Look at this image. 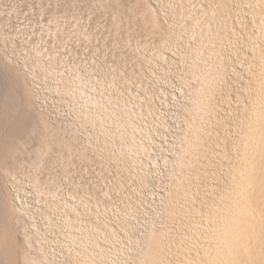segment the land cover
Here are the masks:
<instances>
[{"label": "rangeland", "instance_id": "374dc122", "mask_svg": "<svg viewBox=\"0 0 264 264\" xmlns=\"http://www.w3.org/2000/svg\"><path fill=\"white\" fill-rule=\"evenodd\" d=\"M176 1L0 0V264H27L23 254L35 255L43 245L45 264H78L82 250L91 264H141L154 243L165 255L159 264L208 263L203 243H213L211 226L236 190L257 60L245 42L258 28L246 10L243 27L232 17V48L225 44L222 51L226 75L204 88L203 109L193 110L200 83L186 59L194 38L165 39L161 56L144 49V10L173 26ZM50 53L61 75L39 65ZM104 65L122 72L117 87L93 79ZM129 117L135 136L124 128ZM197 126L202 139L198 157L190 158L181 150ZM22 165L55 175L53 190L61 196L37 190L18 172ZM73 188L79 196H69ZM18 212L38 237L30 250Z\"/></svg>", "mask_w": 264, "mask_h": 264}, {"label": "bare ground", "instance_id": "6f19581e", "mask_svg": "<svg viewBox=\"0 0 264 264\" xmlns=\"http://www.w3.org/2000/svg\"><path fill=\"white\" fill-rule=\"evenodd\" d=\"M131 1H133V0H131ZM243 2L244 3L232 5V3H230V0H177L176 1L177 7H176L175 12H176L178 21L176 24L172 23V24H174L173 26L168 25V23L164 25V23H162V20L160 21V19L158 17L159 15L154 13V11H151L148 7L143 12V15H144L143 22L145 23L144 26L148 31V34L143 33V36L146 38V40H149V42L146 41V43H145L146 47L144 46L145 47L144 49H146V51L147 50L151 51V53H149L148 56H151L152 54H154L155 56H159V55L161 56V54L163 53L162 51L164 49L163 47H165V45H164L165 44L164 41H166L165 39H168V38L172 39L173 37H175L174 39L176 40V39H179L182 37L184 38V37H188V36H191V38L192 37L194 38V42L192 41L193 45H191V49L189 50V55H187V59H186V61H188V64L191 65L190 70H192V72H193V74H192L193 78L197 77L195 79H198L199 83H200L198 86V89H196L197 90L195 92L196 95L194 94L196 96V102L194 100H193L194 102H192V103H195L193 110L194 109H196V110H202L203 109L202 105L205 104L204 99H205V97H207V92L210 91L209 89H213L215 87V85L218 82H220L222 79H224V76L226 75L225 73H226L227 69L225 68L226 66L223 65L224 60L222 61V55H223L222 51L225 47L224 46L225 44L229 45V47L232 48V45H231L232 42H231L230 38L233 37L234 34H236L235 30H234L235 28L233 27V23H232L233 18H234L233 16H235V18H236L238 28L240 26L243 27L244 22H242L240 20V17H241L242 12L245 10L247 11V14L248 13L250 14L249 15L250 17H253L254 20L257 21L256 27L258 28V33L251 35L250 33H252V31H254L252 29V31L250 33H248L249 34L248 40H246V42H245L246 47L250 50V51L249 50L248 51L251 53V58L254 59V57H256L257 60H256V63L255 64L253 63V65H251V67H250V69L254 70V73H255L253 76L254 78L252 77V79H253L252 83H253V87H254L253 88L254 89L253 90L254 91L253 92L254 97H253V100H251V102L249 103V105L247 107L248 117L244 118L245 120L244 119L242 120V121H245V123H246V132L244 133L243 139H242L243 145L237 154L238 159H239V164H238L239 170H238V175L235 179V184L233 183L235 186L234 189H236V190H233L230 194L231 196H228L227 204L223 207V209L219 213L216 223H214V225L211 226V228L214 227L212 229V231L214 230V238H213L214 241H213V243L210 244L208 241H207L208 244L203 243L202 248L204 250L203 253L207 257V262H208L207 264H264V0H245ZM171 4L172 3H170V5ZM171 7L174 8L175 5H174V7L173 6H171ZM121 9H124V8H121ZM127 9L130 10L131 12L133 10L132 7H128ZM124 22H125V20H124ZM167 22H168V20H167ZM245 28L246 27L244 25L243 29L246 31ZM249 30H251V29H249ZM139 32H137V33L138 34L141 33L140 35H142V30L140 33ZM245 33H247V32H244V34ZM250 37H253V38H250ZM246 38H247V36H246ZM150 41H152V45H151ZM176 42L178 43V41H175V43ZM143 45H144V43H143ZM170 49H171V47H170ZM248 57H250V56H248ZM251 58H248V59H250L249 61H251ZM57 62L58 61H56V58L54 57L53 53L52 54L50 53V57L48 58V60L47 61H41L40 60L39 65L46 67L48 71H51L55 74V73H59V68L55 69V68L59 67ZM78 62H80V61H78ZM80 64H81V62H80ZM145 65H147V64H145ZM245 66H247V64ZM114 67L115 66L104 65L100 69L101 71L98 70V71H100L99 73H97V74L92 73L93 79H96L98 81V84H100V85L114 84L117 87V84H116L117 83V76L116 75L118 74L119 71L118 72L115 71L118 69H116ZM54 69L56 71L57 70L58 71L55 72ZM96 69H98V68H96ZM182 71H184V70H182ZM251 73H252V71H251ZM120 74H122V72L119 73L118 75H120ZM77 76H78V73H77ZM75 81H79V78L76 79ZM220 83H222V82H220ZM145 86H146V84H145ZM246 87H247V85H246ZM250 87H251V85H250ZM250 87H248V88H250ZM204 88H207L209 91H205ZM115 89H117V88H115ZM248 90H251V88ZM145 92H148V91H145ZM246 95H248V94H246ZM145 98H146V96H145ZM88 100L90 101V99H86V102ZM83 101H85V100H83ZM123 105H124V103H123ZM126 109L127 108L124 107V108H122L121 111H125ZM207 110H208L207 112L211 114L212 109L209 108ZM242 110H243V108H242ZM117 112H118V110H117ZM191 112H192V110H191ZM212 120H213V118H212ZM116 122L120 123V120L116 119ZM208 123H209V120H208ZM208 123H207V125H208ZM135 126L136 125H135V122H134L132 117H129V119H125L124 128H125V130H128V132L131 136H135V134L133 135V133L136 132V130L134 131ZM203 126H204V124H203ZM189 133L191 135L189 138H186L187 142L184 144L185 145L184 150L182 148L181 151L182 152L184 151L191 158V157L197 156L198 147L201 143L202 138L200 137V130H199L198 126L194 127V128L191 127V130ZM102 136H103V134H102ZM133 144H136L138 147H141V149L143 147L142 143L134 142ZM68 151L70 153L74 154V152H72L69 147H68ZM234 151L236 153V150H234ZM79 155L82 156L83 153H80ZM182 155H185V154L183 153ZM63 161H61V162H63ZM181 162L183 164V161H181ZM181 162H180V164H181ZM60 166H61V163H60ZM19 167L20 168L18 169V172L21 174L27 175V177H29L28 179L30 181H32V183L35 184V186L37 187V190H39V191L41 190L45 193H48V195H50V193H52L51 195L53 196V193H55V190H53V189H55L54 184H53L55 182L54 181L55 175L46 176V175H43L44 172L42 175H39V174H37L39 171L37 172L36 170H40V169H38L37 167H34V166H30V165H27V166L22 165ZM177 172H179V171H177ZM14 173H16V172H13L12 175H15ZM232 173H234V172H232ZM45 174H46V172H45ZM179 175L182 176L183 174H179ZM188 176H190V175H188ZM185 177H186V175H185ZM177 178L179 179L180 177H177ZM192 179H193V177H192ZM182 180H183V177H182ZM188 180H190V177ZM176 181H178V180H176ZM180 181H181V179L179 180V182ZM52 184H53V186H52ZM51 186L54 188H51ZM178 188H180V187H178ZM178 188H177V191H178ZM73 189L69 190V194H70V195L68 194L69 196H71V193H72L73 197L75 196L74 194H76L75 197H77L82 192V191H80L81 186H80V189L79 188H73ZM182 192H181V194H182ZM187 192H189L188 189H187ZM58 193L59 192H57V194L55 193V195H58L57 197L61 196L60 195L61 193H59V194ZM11 194H10L11 195L10 196L11 197V204L15 206L16 204L19 203V199L16 198V196H17L16 192L13 191V193H11ZM187 196H188V193H187ZM57 197H54V199H53L52 205H54V206H57V204H59L60 200H58ZM50 198H52V197H50ZM50 202H51V200H50ZM50 202H49V204H50ZM75 202H76V200H75ZM98 203H99V201L97 199L96 204L98 205ZM176 208H177V206H176ZM18 213H17L18 226L20 227L21 231L24 233V237H22L23 244H25L30 250L31 242H32V240L35 239V237H37V235L35 236L34 231H32V230L28 231L25 228L26 226L23 223V218H22L21 214L20 213L18 214ZM209 229H210V225H209ZM200 230H202V229H200ZM197 232H199V231H197ZM207 233H209V232H207ZM206 238H208V237H206ZM39 239H41V238H39ZM198 239H200V238H198ZM205 239H204V241H205ZM194 243H195V241H194ZM41 244H43V242L40 243V245ZM74 245H77V244H74ZM43 246L39 247V245H38L40 252L36 253L35 255H32L30 251H27V253L23 254L22 259L26 260L27 264H45L43 261L45 258L44 248H42ZM179 246H180V244H179ZM41 248H42V250H41ZM174 248H176V247H174ZM180 251H181V249H180ZM185 251H187V250H185ZM193 251H194V249H193ZM170 252H172V251H170ZM197 252H199V251L197 250ZM79 253L80 254L78 256V258H79L78 264H87L88 262L91 264L92 261L88 260V257L85 254L86 253L85 250L84 251L82 250ZM201 253H202V251H201ZM164 257H165V255L163 253V250L159 246V244L154 243V246L147 253L145 260L141 264H159V263L163 262L161 260H163ZM190 261H191V259H190ZM197 261H199V260L197 259Z\"/></svg>", "mask_w": 264, "mask_h": 264}]
</instances>
